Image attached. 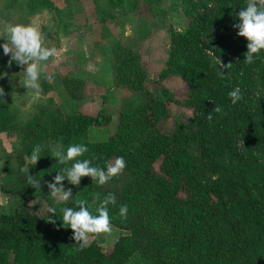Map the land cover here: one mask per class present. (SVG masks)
Returning a JSON list of instances; mask_svg holds the SVG:
<instances>
[{
	"label": "trees",
	"instance_id": "16d2710c",
	"mask_svg": "<svg viewBox=\"0 0 264 264\" xmlns=\"http://www.w3.org/2000/svg\"><path fill=\"white\" fill-rule=\"evenodd\" d=\"M35 2L27 4V15L39 2L41 10H57L51 0ZM246 4L179 0L188 21L169 33L164 66L153 79L157 84L175 74L187 85L191 114L170 134L158 124L176 97L165 87L150 88L137 53L116 42L110 46V82L141 93L142 101L117 112L115 130L107 137L104 127L111 116L102 109L87 115L72 102L66 113L42 109L15 129L0 104V132L17 133L20 139L17 164L30 158L37 144L43 148L37 164L20 177L21 202L0 210V264H264V50L252 64L245 63L247 40L233 25ZM213 55L231 63L223 78L211 66ZM82 76L80 70L62 80L72 101L80 97ZM236 87L243 98L233 105L228 93ZM215 105L226 115L212 112ZM53 143L65 152L72 144L86 145L88 152L79 159H92L93 166L105 170L111 157H123L121 190H103L90 177L81 178L79 186L65 180L73 196L68 205L56 204L46 182L65 165L51 156ZM29 175L42 178L41 189L28 185ZM97 192L101 198L116 196L109 215L120 234L108 252L98 247L100 239L81 249L59 213L61 207H75L77 199L91 205ZM36 198L43 200L44 212L29 209L28 201ZM121 205L128 207L126 220L119 216ZM50 206L57 208L55 224L48 221ZM89 210L97 214L95 206Z\"/></svg>",
	"mask_w": 264,
	"mask_h": 264
},
{
	"label": "rangeland",
	"instance_id": "374dc122",
	"mask_svg": "<svg viewBox=\"0 0 264 264\" xmlns=\"http://www.w3.org/2000/svg\"><path fill=\"white\" fill-rule=\"evenodd\" d=\"M51 1L57 6V13L54 12L55 10H41L40 7L43 6L39 2L37 3L39 8L36 5L37 8H33L35 12L27 15L29 13L27 4H35V0H0V35L3 34L4 24H35L42 32L45 46L55 48L60 54L58 60L53 57L41 62L45 71L39 81L41 90L36 92L21 86L24 78L23 67L14 61L9 67L10 56L4 55L3 48L0 47V87H3L6 93L3 97L6 102L0 101V104H4L8 113L12 115L15 129L42 109L66 113L73 102L84 114L94 115L102 109L104 113L111 116L110 122L104 127L107 130L105 136L107 137L115 130L117 112L132 108L142 101L141 93L133 94L125 87L116 102H112L110 96L102 97L101 93L98 96L96 93L94 97L92 96L93 98H83L84 93L86 94L87 90L92 88L87 80H82L81 88H77L80 97L76 101L70 100L62 80L76 77L81 68L77 62L78 51L84 55L81 49H77L80 47L81 40L83 47H88V43H84V40H89V43L95 40L97 42L109 40L110 44L106 42L103 44L104 47L98 45L88 47L92 50L90 55L98 61L110 59L109 46L115 42L131 47L137 53L138 61L147 75L148 86L152 89L154 86V89H157L159 85L160 88L165 87L174 94L177 101L170 104L169 115L159 121L160 131L170 134L178 121L189 117L191 111L186 104L187 85L182 78L169 74L157 84L153 82L156 74L164 66L169 33L182 30L188 21L178 5L179 0H152L151 3L148 0ZM4 42V39L0 38V45ZM45 76H52L53 82L50 83ZM72 86L74 87L73 84ZM90 92L88 93L91 94ZM57 147V144H52L53 149ZM20 148L21 143L17 133L0 132V210H11L16 203L21 202L20 177L27 170L30 158H26L22 165H18L15 155ZM115 159L116 157H111L107 164L114 162ZM125 178L126 172L123 171L121 175L114 177L101 188L119 192ZM64 187L66 190L69 188L68 185ZM28 206L35 212L45 211V204L39 198L28 201ZM119 234V229L112 226L110 234L92 235L90 241L100 239L98 247L101 251L108 252Z\"/></svg>",
	"mask_w": 264,
	"mask_h": 264
},
{
	"label": "clouds",
	"instance_id": "9594fccd",
	"mask_svg": "<svg viewBox=\"0 0 264 264\" xmlns=\"http://www.w3.org/2000/svg\"><path fill=\"white\" fill-rule=\"evenodd\" d=\"M239 22L233 27L238 29V36L244 37L247 40V51L244 54V61L247 64H252L254 58L264 50V0H247L245 7H242L237 14ZM0 38L4 39V43L0 45L3 48V53L10 56L8 66L11 67L13 61L23 67L24 78L21 86L26 89H31L36 92L41 90L39 81L44 76V68L41 62L48 61L55 57L59 59V53L55 48L45 46V40L38 25L35 24H4L3 34ZM212 55V54H210ZM211 66L218 68V74L223 78L225 69L231 67V63L224 64L222 60L217 59L213 55ZM51 83L52 76H45ZM6 95L3 87H0V101L6 102L3 97ZM231 103L235 105L243 97L239 87L234 88L228 93ZM212 112L226 115L224 109L220 105H215ZM209 121L213 120V115L210 112L207 116ZM42 145L37 144L30 156L28 166H35L38 160L42 157ZM88 148L84 144H72L66 152L59 148L52 151V157L57 158V162L65 165L53 177L52 182H46L50 190L49 195L53 198L56 204L68 205L70 198L73 196L72 189H65L63 181L67 180L70 185L79 186L81 178L90 177L92 182L98 186L106 185L114 177L121 175L126 168V162L123 157H117L114 162H109L106 170L101 167L93 166L92 159H79ZM94 159V157H93ZM70 164V166H68ZM41 179L28 176V185L35 189H41ZM116 204V196L109 193L101 198L99 192L92 194L91 205L86 199H77L75 207H61L59 213L62 214V226L73 230V239L80 248L87 247L90 243V236L99 234H110L112 231L111 218L109 215V206ZM95 206L96 215H93L89 210ZM51 214L49 222L55 224L57 208L50 206L47 209ZM128 214L127 205H121L119 208V216L126 220Z\"/></svg>",
	"mask_w": 264,
	"mask_h": 264
},
{
	"label": "crops",
	"instance_id": "0c3cea01",
	"mask_svg": "<svg viewBox=\"0 0 264 264\" xmlns=\"http://www.w3.org/2000/svg\"><path fill=\"white\" fill-rule=\"evenodd\" d=\"M68 1L69 0H65V2H68ZM57 11H58V8H57ZM57 11H56V13H57ZM95 41L97 42V40H95ZM95 41L89 43V40H84V43L85 42L88 43L87 44L88 47L89 46L91 47V45L92 46L98 45V46L104 47L103 44H106V42L109 43V40H103V41L102 40H98L99 42H97V43ZM77 44H79V43H77ZM88 47H83L82 40H81L80 47L77 48V49H81V51L84 52V55H83L80 51H78L79 54H78V57H77L78 58L77 59V62H78V64H80V67H81L80 70H83V76H82L83 78H82V80L83 81H86L87 80L88 84L92 86V88L90 90H87L88 92L91 91L90 92L91 94H89L88 92H86V94L84 93V96H82V97L83 98L84 97H87V99L88 98H93L96 93H97L96 96H98L99 93H101L100 95L102 97L103 96L104 97H109L110 96L109 97L110 100L112 102L113 101L116 102L117 100H119L120 94H121L120 92H122L124 90V87L115 88L111 84V82H110V76H109V74L107 72L108 71L107 68H108V63H109V60L108 59L109 58H107L106 60H103V59H99V61L96 60L95 57H93V56L90 55L91 52H92V50H90V48H88ZM83 48H84V50H83ZM85 51H86V53H85ZM63 55H66V54H63ZM84 65H87V66L86 67H83ZM105 75H107V76H105ZM84 86H85V83H84ZM106 88H107V91H106ZM110 92H111V94H108ZM133 94H136V93H133ZM96 96H95V98H96Z\"/></svg>",
	"mask_w": 264,
	"mask_h": 264
}]
</instances>
